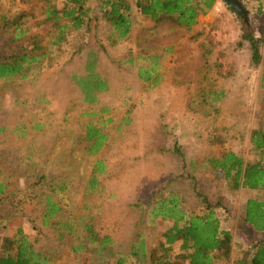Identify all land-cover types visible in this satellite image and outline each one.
Returning a JSON list of instances; mask_svg holds the SVG:
<instances>
[{"label": "rangeland", "instance_id": "1", "mask_svg": "<svg viewBox=\"0 0 264 264\" xmlns=\"http://www.w3.org/2000/svg\"><path fill=\"white\" fill-rule=\"evenodd\" d=\"M252 2L256 11L249 13L248 24L222 3L190 31L134 11L130 39L114 45L103 22L94 21L75 42L51 48V60L35 80L0 81V181L13 192L0 202V246L18 229L37 250L55 242V231L42 227L41 197L24 191L41 176L46 179L39 193L52 195L62 222L77 231L76 238H66L67 246L78 244L90 224L112 236L119 252L141 241L155 248L174 221L154 210L173 200L180 210L202 214V196L214 207L221 230L232 236L229 257L216 253V264H234L252 252L254 242L264 241L242 217L247 193L237 195L208 161L228 152L256 161L250 137L264 125V10L257 12ZM0 5L9 20L26 12L19 20L26 33L14 43L6 33L0 45H27L30 37H45L33 4L0 0ZM89 5L96 13L98 0ZM243 31L261 41L257 67ZM88 60L106 85L95 93L94 104L84 101L76 83L88 75ZM151 65L158 82L153 83L155 76L140 81L139 67ZM88 126L106 136L94 156L86 140ZM97 160L105 165L104 174L97 177L98 188L89 191ZM63 253L61 264L95 262L90 253Z\"/></svg>", "mask_w": 264, "mask_h": 264}, {"label": "trees", "instance_id": "2", "mask_svg": "<svg viewBox=\"0 0 264 264\" xmlns=\"http://www.w3.org/2000/svg\"><path fill=\"white\" fill-rule=\"evenodd\" d=\"M216 2L217 0H98L97 12L94 13L89 0H19L21 5L33 4L32 10H38L42 18L37 25L45 26L47 31L45 37H30L27 45H0V81L14 84L23 80H35L42 67L50 62L51 48L75 42L78 35L91 29L90 25L94 21L103 22L108 29L107 40L114 45L130 39L133 32L131 16L134 11L139 12L146 20L155 23L167 20L178 28L190 31L196 26L198 18L212 10ZM25 13L24 10L18 11L15 14L18 18L9 20L11 18L4 11L1 12L0 37L11 33L9 42L14 43L20 35H24L26 31L21 29L19 20ZM27 14L31 15L30 12ZM242 38L248 43L253 67H257L261 61V41L252 31H243ZM262 40L264 41V37ZM75 50L79 53V50ZM85 70L88 75L78 78L76 83L84 95V101L94 104L95 93L105 90L106 85L94 72V64L90 60L87 61ZM156 75L157 69L152 65L147 68L140 66L137 70V78L144 83L153 81V76ZM158 79L157 76L153 83H157ZM86 140L91 143L89 151L94 156L102 149L106 136L98 128L88 126ZM250 141L255 152L264 154V125L252 133ZM176 154L183 159L180 150L177 149ZM208 161L213 170H219L227 181H233L234 187L242 182L245 188H264V169L259 170L251 162L244 167L242 159L233 152L212 157ZM104 168L103 162H95L90 174L89 191L98 188L97 177L104 174ZM44 179L46 177H39L24 191L41 197L42 227L55 231V242L50 241L47 247L37 250L33 242L18 229L13 238L2 239L0 264H61L63 251L67 250L72 253H90L95 262L86 264H214L216 253L222 257L230 255L232 236L221 230L214 207L204 196L205 211L202 214L180 210L173 200L162 202L154 210L155 215L174 221L173 226L162 235L165 241L155 248L149 249L141 241L131 245L128 251L119 252L112 236L101 233L90 224L83 227V237L78 244L67 246L66 238H76L77 231L72 223L62 222L65 220L60 219L61 208L54 197L39 193ZM10 189L9 184L0 181V202L12 197ZM13 218L9 217L7 220ZM244 221L255 231L264 232V205L248 201ZM251 250L250 254L246 252L236 259L234 264H264V241L254 242Z\"/></svg>", "mask_w": 264, "mask_h": 264}, {"label": "crops", "instance_id": "3", "mask_svg": "<svg viewBox=\"0 0 264 264\" xmlns=\"http://www.w3.org/2000/svg\"><path fill=\"white\" fill-rule=\"evenodd\" d=\"M239 1L241 2L242 6L246 10L247 15H250L249 13H254L255 8L253 9V7H255V4L252 2V0H239ZM248 2H249V4H247ZM255 2L257 3V12H260L261 10L263 11L264 10V0H255ZM213 9H214V7H213ZM212 10H210V12ZM250 139H251V137H250ZM253 150H254V147H253ZM256 153L258 154V156L256 155ZM241 159H242V161L244 163V167H245L247 162H246V160H244V158H241ZM253 159L256 161L255 162L253 161L252 165H256L259 170H262V168L264 169V155L261 154V152H259V151L255 152V156ZM232 189L235 190V192H237L236 194L239 196H241L242 192L247 193V197L243 201V205H244V207H243L244 212L242 215L243 219H244V216L246 214V206H247L248 201L252 200V201H256L257 203H259L261 205H264V188H260V187L255 188V189L245 188L242 186V182L238 185V187H234V183L232 181ZM256 232L264 235V232H258V231H256ZM214 264H216V262Z\"/></svg>", "mask_w": 264, "mask_h": 264}, {"label": "water", "instance_id": "4", "mask_svg": "<svg viewBox=\"0 0 264 264\" xmlns=\"http://www.w3.org/2000/svg\"><path fill=\"white\" fill-rule=\"evenodd\" d=\"M236 16H238L245 24H248V15L239 0H221Z\"/></svg>", "mask_w": 264, "mask_h": 264}, {"label": "built area", "instance_id": "5", "mask_svg": "<svg viewBox=\"0 0 264 264\" xmlns=\"http://www.w3.org/2000/svg\"><path fill=\"white\" fill-rule=\"evenodd\" d=\"M223 2L221 0H217L215 6H214V10H218V6L221 5Z\"/></svg>", "mask_w": 264, "mask_h": 264}]
</instances>
